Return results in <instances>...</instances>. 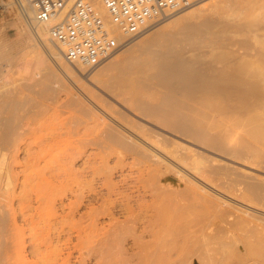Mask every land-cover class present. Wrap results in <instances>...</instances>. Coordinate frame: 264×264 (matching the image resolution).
<instances>
[{"label": "bare ground", "instance_id": "6f19581e", "mask_svg": "<svg viewBox=\"0 0 264 264\" xmlns=\"http://www.w3.org/2000/svg\"><path fill=\"white\" fill-rule=\"evenodd\" d=\"M19 1L21 3L19 6L24 7L25 1ZM14 2L16 1L14 0ZM92 2L103 14L108 28L112 30L115 36L119 35L115 27L109 23V18L100 1L92 0ZM200 2L199 6L190 9L189 7L193 6L194 3L186 7L190 10H186L183 13L180 12L181 14L179 13L178 16H174L170 21L167 20L170 17L172 18L173 15H177L175 13L162 21L158 27L142 34L144 35L142 38H147L148 35H155L159 36V40L162 39L160 43L157 41L161 49L158 52L160 53L159 58L153 60L155 56L151 54L153 62L150 63L147 59L150 67L146 70H150L149 72L151 73L152 69L153 72L151 74L148 72V74L142 69L144 73L148 74L150 81L153 80L155 84L161 86L162 90L163 88L165 89V94L158 103H152L148 98V87H151V84L148 83V78H141L140 81L133 83L131 79H124V76L112 77V70L115 67L119 66L121 71L118 73H121L124 68L123 66L128 63L130 64L129 61L140 59H137V57L134 59L133 55L129 56L130 53L126 51L127 56L125 55L126 57L124 56L123 59L129 61H125V63L121 59L124 65L120 64V60H115L113 57L104 63V66L100 67V70L101 68L103 69L97 77L88 78L87 81L85 80L86 78L83 79L76 72L70 71L72 67L62 66L61 63L59 67L67 73L66 75L71 85H67L62 81L54 68L47 63L49 61L43 58V55V57L41 56L43 70L47 71L46 75L50 79L47 76V84H44L42 87L39 86L41 84H38L40 82H37L38 85L36 84L35 87L37 86V89H39L38 86L41 88L39 91L34 90L36 92L35 98L25 97L22 99L23 95L21 94L22 96L19 95L20 97L18 96L17 99L16 94L19 91L16 90V97L13 96V92V97L10 96V99H8L10 91L7 92L5 90L8 95L4 97L9 102L7 101V108H1L3 111L0 110V249H3V252L7 243L6 241L9 238L12 239L15 236L21 237V243L26 233L31 238L30 252H33L36 257L39 252L42 253L41 250L43 248L41 249V247L45 245V241L46 244L48 243L46 248H49V244H52V240H49L52 237V225L48 223L47 227L40 226V221H37L35 218L39 209L45 207L50 208V211L53 212L49 217V221H51V217L53 216L54 218L52 217V219L57 218V220L62 221H60L61 223H66L68 225V232L71 235L84 238L91 244H94L90 250L98 256L107 251H118L119 253H130V255H147L148 260L142 264H223L222 262L224 261L220 262V260L224 259V255L222 256L223 259H220L222 258L221 256L220 258H216L214 252L212 254L209 250H193L192 248H188V246L183 245L186 242L185 238L179 239L176 237L181 232L173 230V233H169L171 223L158 222L160 217L175 218L173 216H178L182 208H188L187 211H190L189 206L194 205L199 199L201 200L200 197L202 195L200 191H203V196L208 191H205L207 189L202 183L200 185L201 188L199 185H197L199 186L198 188L195 186V181L190 184L191 182L189 183V181L191 180L188 181L189 185L185 186V189H179L175 186V179L166 178L162 174L163 171L162 173L159 171L160 168L156 167L157 162L154 158L163 157V160L166 161L167 158V161H169L171 160L170 156L175 160L177 159L176 161H179V164L171 160L175 163L177 176L178 174L187 176L188 173L191 174L189 171H195V173L196 171H201L199 173H202V175L205 173L206 176L216 173L217 164L215 166L209 163L213 159L210 160L204 157L203 160L201 157V160L199 158L198 160L196 158L197 153L191 156L185 155L184 150L187 149H185V145L179 142L178 139L183 141L189 139V141H192L191 144L204 148L214 154H221L222 157L224 155L235 159L243 158V153L241 154L240 151L234 149L230 142H223V139L226 138L225 132L223 136V132L221 135H213L215 134L213 129L216 128L213 122L216 107L212 95L213 92H224L229 98V103H235V106L243 107L248 112V116L245 114L247 118H243L245 121L243 119L241 121L243 124L240 123L241 125H245L243 126V129L246 127L244 131L246 132L247 127L250 126L248 127L249 135L254 136L255 140L257 138H261L260 140L264 139V114H259L264 113L262 111L264 110V53H260L258 50L248 52L250 49H245L238 56L233 57L228 62L226 68L211 66V71L208 70L206 72V69L202 65L201 67H197L198 64L194 66L192 62L188 61V59L186 60L179 46V49L174 48L168 43V38L172 37L171 35H174L175 32L171 33L170 29L166 30V27H162L163 25L161 24L168 21L167 24L171 26H179L176 23L179 21L182 23L183 19L184 22L185 20L187 21L188 19L186 18L190 15L192 17L197 12L203 13L207 10L209 14V8L215 6L217 0L206 3L201 0ZM238 5H240L239 8L235 7L238 13L231 12L230 8L228 9V16H232V13L233 16L235 13L238 15L241 10L250 8L251 1L244 0L242 4L239 3ZM230 7L233 6L230 5ZM225 12L227 11L225 10ZM23 14V20L27 23L31 13L24 9ZM222 14L225 15L223 11ZM197 15L202 16L201 14ZM200 16H197L198 19ZM194 21L193 23L196 25L197 22ZM207 21L203 22L207 23ZM262 21H264V16L256 20L250 19L249 22H246V25L260 24ZM53 23L50 22L42 27H38L36 32L28 28L35 38L46 44L47 51L54 57H57L53 48L55 47L60 55V46L54 42L53 44L51 43L52 45H49V36L48 38L46 37L48 29ZM199 24L202 23L199 22ZM211 24L213 25V23ZM173 26L171 28H175ZM199 26L201 27V25ZM208 26L206 24L203 27L205 29ZM191 28L195 32L194 28H198V26H191ZM188 31L190 30L188 29ZM220 36L222 37L223 35ZM157 37L156 39H149L153 40L150 42L152 45L154 40H157ZM119 38L122 41L123 37L119 35ZM148 38L143 40V43ZM254 38L257 37L255 36ZM143 43L141 42L138 45L140 48L143 47L141 51L145 52L147 48L152 47L151 44L144 47V45H141ZM33 45L36 46L35 44ZM159 46L154 47L158 48ZM222 61L224 60L219 55L217 62L221 64ZM134 63L132 62L131 64L134 65ZM128 66H125V69L127 67L130 71L133 70L132 72L134 73V66L132 69L129 68L131 65ZM196 67L202 70L205 69V72L199 71ZM108 70H111V78L108 77L107 72V74L104 73V71ZM126 71L128 70L126 69ZM135 71L140 73L139 69H135ZM123 72L122 74H124ZM128 72H126V76ZM154 83L152 82V86ZM33 87L34 85H32ZM151 96L153 97V95ZM58 111H63L66 115L64 117L60 116L57 122L51 121L52 114ZM59 114L61 115L62 113ZM59 114L57 113V115ZM151 139H153V144L156 147L148 144V141ZM250 139L252 140L253 138ZM149 142H152V140ZM260 144L262 143L260 142ZM246 156L249 157V155ZM109 157L115 159V161L112 159L113 164L111 167L107 165ZM126 160L128 161L126 162ZM79 162L83 165L81 169L76 168V164ZM204 162L210 165L206 166ZM181 163L184 165L181 166ZM185 166H187L188 170L184 168ZM221 166L224 167V165ZM126 169L127 173L123 174ZM114 171L121 175L118 182L112 179ZM222 175L221 178L223 179L225 175L224 177ZM183 176L182 178H184ZM226 179L224 180L226 181ZM96 180L98 186L94 185ZM227 182L229 183V181ZM237 182L240 183V180ZM185 183H187V179ZM16 190H19L22 195H20L22 197V204L18 203L21 206H18L20 210H17L19 212L16 211V208L14 209L12 201L17 196L16 194H18ZM148 195L150 198H148ZM210 197L212 198L211 195ZM202 198L205 201L206 197ZM207 198H209L208 195ZM15 199L19 200L17 197ZM148 199H150L151 203H148ZM200 202L203 203V201ZM212 204L209 206L211 207ZM195 205L197 206V204ZM213 205L214 208H217L215 207L216 203ZM196 206L193 208L196 209ZM210 207L207 204L205 208ZM205 210L207 211V209ZM211 211L213 212V210ZM207 212L203 213V216H206ZM215 212H213V216ZM184 213L187 214L189 212ZM210 213L208 212L209 216L212 215ZM189 214L188 216H190ZM19 217L22 218L21 224L18 222ZM203 218L205 219V223L207 222L208 224L211 222L207 221V219L211 221L215 219L211 217L210 219L208 215L207 219L206 217ZM207 223L205 227L202 226L203 229L210 226ZM202 224L204 225V222ZM60 230H57L60 231L58 233H61L63 229L61 228ZM164 232L165 234H163ZM183 232L185 233L182 230ZM58 233L57 235H59ZM166 236H170V238L167 239ZM44 238L49 239L46 240ZM21 244L17 247L18 252L21 251L20 247L24 245L21 246ZM7 245L11 249L8 243ZM223 247L225 250V246ZM22 248L25 249V247ZM253 250V246L249 245L248 255L253 254ZM256 250L259 253L260 249H255L254 252ZM1 251L0 254L2 253L5 257L9 256L8 254H3ZM8 252L5 251V253ZM11 252L14 253V250ZM261 254L264 257V252ZM9 257L6 260L10 259L11 263L8 262L12 264V260ZM38 258L35 259L38 260ZM35 259L34 261L30 260V262L32 261L35 264ZM25 260H23V263L28 264V261L26 262ZM39 260L42 262L41 259ZM38 261H36L37 264H40ZM0 264H2V261Z\"/></svg>", "mask_w": 264, "mask_h": 264}, {"label": "rangeland", "instance_id": "374dc122", "mask_svg": "<svg viewBox=\"0 0 264 264\" xmlns=\"http://www.w3.org/2000/svg\"><path fill=\"white\" fill-rule=\"evenodd\" d=\"M202 1L204 3H206V2L214 1V0H202ZM234 1H236V2H234ZM243 1L244 0H239V1L238 0H217L216 5L212 6V8H209V10H208L209 14L207 13V10H206V12H203V13L197 12V14H201V15L205 14V13L206 14L200 16V15H197L195 13L192 17H190L191 16L190 15L189 16L190 18L189 17L186 18V19H188L187 21L185 20V22H184V19H183L182 20L183 22L181 21L182 23H180V21L178 23H176L179 26H176L174 23L175 26H173V25L172 26L175 28H171L172 26L170 24H167L168 21L165 22L166 24L165 23L161 24V25H163L162 27H166V30L170 29L171 33L175 32L174 35L173 34L171 35L173 38L172 37L168 38L169 39V42H168L169 45L174 47V48H178V46H179L181 53H182V55H184L183 57L186 58V60L188 59V61L192 62V64L194 66H197V64H198L197 67H199V66L201 67V65H202V67H204L206 69V72L208 70L211 71V69H212L211 66H213V67L218 66V67L226 68L228 66V62L233 57L238 56L239 53L243 52L245 49L251 50V51L249 50L248 52H255L258 50L260 53H264V51H261V50H264V21H262V23H260V24H253L250 26L246 25V22H249L250 19L256 20V19H259L262 16H264V7H262V5H264V0H249V1H251V7L244 9V10H241V12L237 15L238 12L235 9L239 8L240 5H238V4L239 3L242 4ZM200 4H201V2L199 1V3H195L193 6H191L189 8L190 9L195 8V7L199 6ZM230 5L233 7H230ZM235 7H237V8H235ZM189 8H184V10L182 9L178 12H175V13H177V15L175 13H173L175 15L171 14V15H173L172 18L170 17L171 15H169L168 16V17H170L169 19H167L168 17H166L163 20L151 25L150 27H148L146 30H144L141 34H139L136 37H133V38L123 37L122 38V45L119 48V50L116 51L114 54H112L109 58H107L103 63H101L100 65L95 66V67H84V66H74L72 64L67 63L63 58H61L62 56L60 57L61 52L59 55V52L55 47L54 48L52 47V48L54 49V52L56 53L57 57H54L53 55H51V53H49L45 47L46 44L42 43V41H40L39 39L35 38V36H33L31 31L29 30L27 24H25L23 18L21 17L20 12H19V8L16 6L14 0H0V83H1L0 87L2 86L0 88V94L3 96V98H2V96L0 95L1 96L0 97V110H2L1 108H3V109L7 108V106H8L7 104L9 102L8 99H10L9 98L10 96L11 97L17 96L16 97L17 99H18L19 95L24 96V97L22 96V99L25 97L35 98L36 92L34 90L36 89V91H39V89L44 84H47V81H48L47 80L48 75H46L47 71L43 70V63H41V59H42L43 55H44L43 58H45L46 60L49 61L47 63H49L54 68L57 75L62 79V81L67 85H71V83H70V81L66 75L67 73L65 71H62L59 67V65L61 66V63H62V66L72 67V68H70V71L76 72L83 79L86 78L85 80L87 81L88 78L91 79V78L97 77L100 74L101 70L103 69V68H101V70H100V67H102V65L104 63H106L108 60H110L113 57L115 60H120V64L122 63L121 62L122 60L124 62L129 61V60L123 59L125 55L127 56L126 52L127 53L129 52L130 53L129 56L133 55L132 57L134 59L136 57H137V59L140 58L137 61L136 60L129 61L130 64L127 62L129 64V66L131 65L130 67L128 66V64L127 65L125 64V66H128L129 68L132 69V67L136 63V65L133 67L135 74L132 72L133 70L130 71V69H128L127 67H126V69L129 72L126 71L125 66H123L124 62L122 63L123 64L122 66L124 68L123 67L122 68L125 71L123 72V70H122V72L125 75L122 74V72L118 73L119 71H121L119 69L120 68L119 66L115 67L114 68L115 70L111 69L113 76L110 75L111 70L104 71V73L107 72L109 78H111V76L112 77H114V76L123 77L124 76L123 77L124 79H126V78L131 79L133 81V83L140 81L141 78H148V83L151 84V87H148V98L151 100L152 103L160 102L161 97L165 94V89L163 88V90H162L161 86L155 84L153 80H151L154 83L152 86V82L149 80L150 78L148 77L150 70L147 71L146 69H149L148 68V67H150L149 64L151 62H153L154 59L156 60V58L157 59L159 58L160 53H158V52L161 49H160V46L158 44L160 42H162V39L159 40V36L157 37L155 35H153V36L148 35L150 37L148 38V36H147L148 40L144 41L145 43H143V40H145L147 38H142V37H144V35H142V34L147 33L150 29L152 30V29L158 27L162 21H164L166 19L170 21V19H173L174 16L175 17L178 16L180 12L183 13L186 10L187 11L190 10ZM232 8H233V10H232ZM219 9L222 10L223 13H225V15H223L222 11H220ZM228 9H230L231 12L233 11V12H237V13H235L234 16H233V13L232 14L230 13L232 16H228V14H229ZM225 10L227 12H225ZM214 11H215V13H213ZM235 15H237V16H235ZM197 16H200L199 19L200 20L202 19V21H200ZM194 17H195V19H194ZM206 20H208L207 23L203 22ZM191 21H192V23H191ZM193 21L197 22L198 25H197V23H196V25H194L195 23H193ZM189 22L191 25L189 24ZM199 22H201L202 24L206 23L207 25H209L208 28L206 27L205 28L206 30H205L204 27L206 24L202 25V24H199ZM211 23H213V25ZM187 24H189L190 26ZM168 25H170V26H168ZM181 25H182V28H181ZM199 25H201V27ZM191 26L192 27L198 26V28H194V30H196L195 32L197 34L193 31ZM186 27H187V29H186ZM184 28H185L186 32L184 31ZM188 29L190 31H188ZM166 32H168V31H166ZM170 32H168V33H170ZM180 32H181V34H180ZM219 34L223 35L222 36L223 38ZM227 34H229V35H227ZM116 36L119 37V35H116ZM218 36H220L221 38ZM255 36L257 38H254ZM46 37L48 38V35H46ZM156 37H157V40H154V42L156 41V43L154 44V42H153V45L159 46L158 47L159 49L157 47H154L150 43L153 40L152 41L149 40L152 38L156 39ZM174 37H176V38L174 39ZM226 39L229 41H227ZM173 40L176 42L174 43ZM138 41H141L143 43L141 45H144V47H146V45H148V44L149 45L151 44L152 47L147 48V49L145 48L146 49L145 52L141 51L143 49V47L140 48L138 46L141 43ZM157 41L159 43H157ZM48 42H50L49 45L53 44V42H51L50 39L48 40ZM170 42H171V44H170ZM33 44H35L36 46H34ZM218 48H220V49H218ZM148 49H150V50H148ZM151 51H152V53H151ZM41 53H42V55H41ZM151 54L153 56H155V58ZM222 54L225 56H223ZM219 55H220V58H222L224 60V61H222L221 64H219L217 62V58H219ZM132 57H131V59H132ZM151 57H153V60H151L152 59ZM147 59L150 61V63ZM132 62L133 63L135 62L134 65L131 64ZM141 63H143V64H141ZM137 64H139V65H137ZM210 67H211V69H210ZM135 69H139L140 73H138L139 72L138 70H137L138 72L135 71ZM142 69H144L143 70L144 72H147V73L149 72V73L148 74L144 73L142 71ZM197 69L201 72H205V69L204 70H202L201 68H197ZM113 72H114V74H113ZM126 72H128L127 76H126ZM152 72H153V70L151 69V73ZM116 73L120 74V75H117ZM129 73L131 74L130 77H129V75H130ZM106 74H105V76H106ZM48 78H49V76H48ZM37 82H40L38 84H41V85H39L41 87L38 86L39 89H37V86L35 87ZM32 85H34L33 88H32ZM5 88H8V89H5ZM160 88H161V90H160ZM5 90L7 92L10 91V94L8 95V93L5 92ZM16 90L19 91L20 94ZM101 90L105 91L104 89H101ZM15 91L17 92L16 96H15ZM154 91H155V93H154ZM3 92H5V93H3ZM156 93L158 96L159 95H161V96L156 97ZM7 95H8V99L4 97ZM151 95H153V97ZM212 95H213V99L216 103V107L214 110V119H213V122L215 123L216 128L213 129L214 130L213 132L215 133L213 135H217V134L221 135V133L223 132L222 133V136H223L224 132H225L227 139L224 138V139H226V140H224L222 138L223 142L224 141L230 142L231 146L234 149L240 151L241 154L243 153L242 154L243 158H241V159L236 158L235 159L232 157L229 158V156L227 157L224 155L222 157L221 154L217 155V154H214L213 152L207 151L204 148H201L197 145L191 144L192 141L191 140L189 141V139H187L188 142H187V140L183 141L181 139H178L179 142H182V144L185 145L184 146L185 149H187V150H184L185 155L188 154L189 156H191L194 154L196 155V153H197V156H196L197 159L198 158L200 159L202 157L204 160V157H205V158L210 159V160H212V159L215 160V161L212 160L209 163L214 164L215 166L217 164L218 167L216 166V173H215L217 176L215 174H211V175L207 174L209 176H206L205 173H203V175H202V173H199L201 171H196V173H195V171H189L192 175L188 173L187 176H183V174H180V175L178 174V176H177V174H176L177 170H176V167L174 166L175 163H173V161H175L176 163L179 164L180 162L176 161L177 159L175 160L174 158L169 156V158L171 160H173V161H171L168 159L170 161L169 162V161H167V158H166V161L163 160V157L154 158V160L157 162L156 167L160 168L159 171L161 173L163 171L162 174L166 178L175 179V183H176L175 186L178 187L179 189H185V186L189 185L188 181L191 180V181H189V183L191 182L190 184L194 183V181H195L196 182L195 186L198 188L202 183L205 186V188L207 189L205 191H208V192H205V196H203L204 195L202 193L203 191L202 192L200 191L202 196L200 197L201 200L200 199L199 200L203 201V203L200 202L199 200L197 202H195V204H197L198 207L195 204L190 205L189 206L190 211H187L188 208L187 209L182 208L178 214V216H179L181 213V215L179 217L177 215H176L177 217L173 216L175 218H168V217L162 218V217H160L158 222L171 223L169 233H173V230H175L177 232H181V233H178V235L179 234L180 235L179 236L177 235L176 237H178L179 239L185 238L186 242L184 241L185 244H183V245L188 246V248H192L193 250H209L210 253H212V254L214 252V254L216 255V258H218V257L220 258V256L222 257L224 255V259H223V257L220 258V259H223V260H220V262L224 261V262H222L223 264H264V257H262V254H261L262 252H264V244H262V243H264V239H262V238H264V162H262V161H264V139L260 140L261 138L259 139L256 137L257 139L255 140L254 136L252 137V135H249L248 127H250V126H248V125H246V126H248L247 131L246 132L244 131V129H246V127H244V129H243V126H245V125H241L240 123H242L241 121H243L245 119V117H246L245 114H247V116H248V112L245 109H243V107H239L237 105L235 106V103H232V104H231V102L229 103L228 102L229 98H228L227 94L224 92L217 91V92H213ZM151 97H152V99H151ZM26 99H24V100H26ZM187 102H188V100H187ZM59 111L57 113L58 114L62 113L63 116H62V114L57 115V113L52 114V120L51 121L57 122L60 116L64 117L66 115V114H64L63 111H61V112H59ZM262 111H264V110H262ZM259 114H264V113H259ZM53 117H54V120H53ZM55 117H57V118L55 119ZM246 135L249 136L250 138H253V139L251 140ZM151 140H152V142H149ZM151 140L148 141V144L156 147L153 144V139H151ZM260 142L262 144H260ZM244 152L245 153L247 152V153L245 154ZM245 155H249V157L248 156L245 157ZM254 158H255V161H254ZM112 159H113V161H115V159L112 157H109L107 159L108 167L112 166V164H113ZM127 161L128 160H126V162ZM252 161H254L255 163ZM204 164L206 166L210 165L207 162H204ZM182 165H184V164L181 163V166ZM220 165H224V167L221 166L222 167V169H221ZM82 166L83 165H81V162L76 164V168H78V169H81ZM186 167L187 166H185L184 168H186ZM226 167H229V168H226ZM223 168H225V169H223ZM186 170H188V168H186ZM125 171L123 172V174L127 173V169ZM229 174H230V176H228ZM212 175H215V176H212ZM221 175H222V177H224V175H225V177L222 179ZM182 176L184 178H182ZM120 177H121L120 173L114 171V173L112 175L113 181L118 182ZM214 177H215V179H213ZM218 178L219 179L221 178L222 180L220 179V181L225 182V183L220 182ZM226 178H228V179H226ZM233 178H234V180H233ZM186 179H187V183H185ZM224 179H226V181ZM238 180H240V183L237 182ZM227 181H229L230 184ZM183 182L187 185H185ZM177 183H180V184H177ZM95 184L98 186L97 180H96V182H94V185ZM197 185H199V186H197ZM254 185H255V187H254ZM200 188H201V186H200ZM16 193H18V194H16ZM16 193L15 194L17 196L16 195L15 196L17 198H19V200L15 199L16 197L12 196V197H14L12 201L14 204V209L16 208V211H18V210H20L19 207H21L20 205L22 204V201H21L22 195H21L19 190H16ZM207 195L209 198H207ZM210 195L212 196V198L210 197ZM202 197H206L208 199L207 200L205 198V201L207 200L206 203L209 202V203H207L208 207H210L209 205L211 203H213V204L216 203L215 207H217V208H214L213 204L210 208H205L207 206V204L205 203V201L203 200ZM148 198H150L149 195H148ZM212 200H215V201H212ZM148 201H149L148 203H151L150 199H148ZM195 206H196V209L193 208ZM199 206H200L201 210L199 209ZM203 206H204V208L202 209ZM205 209H207V211L209 213L212 212L211 210H213V212L216 211L217 213L215 212V214L213 216V212H212V213H210V215L211 214L212 215L209 216L208 212ZM209 209H211V210H209ZM182 210H184V211H182ZM203 210L207 212L206 216L205 215L203 216V213H206ZM184 212H186V213L189 212V213H191V214L193 213V214L192 215L189 213L185 214ZM52 213L53 212L50 211V208L43 207V208H40L39 212H37L35 215L36 220L40 221V224H39L40 226H43V227L46 226L47 227L48 223H49L50 225H52V232L54 233L53 234L51 232L52 237L51 236L50 237L52 239L47 238L49 240H52L51 241L52 244H49L50 246L52 245L51 246L52 248L50 246H49V248L48 247L46 248V245L48 246V243L46 244V241H45V245H42V247H41V249L43 248L41 250L42 253L39 252V254L37 255V257H39L38 260L41 259L42 262L40 260L39 261L36 260L35 258H37V257L35 256V254L33 252L32 253L30 252V239L31 238L29 237L28 233H26V235L24 236V239L22 240V242H24V243L21 242L22 244L20 243L21 237L15 236L12 239L9 238L10 243H9V240L7 239L8 241H6V242L10 245L9 247L11 249L8 248V245L6 243L5 249H7V250L4 249V252H3V249H0V251L2 250L1 252H3V254H5V255L8 254L9 256H11V255L12 256L11 257H9V256L5 257L1 253L0 256H1V258L2 257L3 258L2 259L0 258V263L2 261V264L5 262H7L9 264L10 259L6 260V258H8V257L11 258L12 264H18V263L24 264L23 263L24 259H26L25 260L26 262L28 261L27 262L28 264H30V263L34 264L32 261L30 262V260L34 261V259L36 261H38V263L40 262V264H142L143 262L148 260L147 255L146 256H144V255H130V253L125 254V253H119L118 251H112V252L107 251V252L102 253L101 256L95 255V254H93L92 250H90L94 244H91L90 242H88L84 238H79V237H76L74 235H71L68 232L69 231L67 228L68 225L66 223H64V222L61 223L62 221L57 220V218L52 219L53 216L51 217V221H49L50 220L49 217L52 215ZM183 214H184V216H183ZM188 214L190 216H188ZM207 215L209 218L210 217L215 218V219H213L214 222L211 220H208ZM203 217H206L207 221L211 222L209 224L206 222L208 226L210 225L209 227H206V229H203V227H202V226H204V227L206 226V223L204 221L205 219ZM18 222H19V224L22 223L21 217H19ZM203 222H204V225L202 224ZM61 228L63 229L62 232L58 233L61 231L60 230ZM55 230H56V232H55ZM57 230H60V231H57ZM182 230L185 231V233L184 232L182 233ZM57 233L59 235H57ZM163 234H165V232ZM57 236H59V237L57 238ZM166 237H167V239L170 238V236H166ZM44 239H46V238H44ZM258 240L259 241L261 240V241L259 242ZM42 241H44V240H42ZM38 243H39V241H38ZM19 244H21V246L24 244L22 247H25V249L20 247L21 251L18 252L17 247H19ZM249 245L253 246L254 250L260 249L262 251L260 252V250H259L258 251L259 253H257V250H256L255 252L258 254L257 255L253 250L254 255L251 253H249L251 255H248L247 251H248ZM223 246H225V250H224ZM12 247H13V249H12ZM22 249H24V250H22ZM9 250H11V251L14 250V253L9 251ZM5 251H7V252L9 251V252L5 253ZM225 258H226V260H225ZM36 261H35V264H37ZM225 261H226V263H225Z\"/></svg>", "mask_w": 264, "mask_h": 264}, {"label": "built area", "instance_id": "2783aa9c", "mask_svg": "<svg viewBox=\"0 0 264 264\" xmlns=\"http://www.w3.org/2000/svg\"><path fill=\"white\" fill-rule=\"evenodd\" d=\"M31 16L27 26L36 32L50 22L49 39L61 48L69 64L95 67L103 63L122 45L119 37L105 23L103 14L92 0H24L19 6ZM109 23L121 37L138 36L151 25L201 0H99Z\"/></svg>", "mask_w": 264, "mask_h": 264}]
</instances>
